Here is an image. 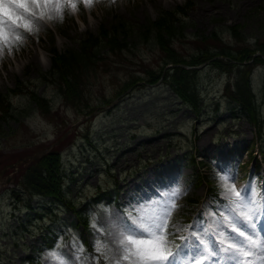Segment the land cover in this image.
I'll list each match as a JSON object with an SVG mask.
<instances>
[{
    "label": "rangeland",
    "instance_id": "374dc122",
    "mask_svg": "<svg viewBox=\"0 0 264 264\" xmlns=\"http://www.w3.org/2000/svg\"><path fill=\"white\" fill-rule=\"evenodd\" d=\"M63 2H75L76 10L68 6L63 10V20L41 21L44 25L39 23L38 31L25 35L22 45L14 47L11 54L5 50L0 58V92L9 95L10 102L21 111L13 112L14 116L1 124L4 133L0 134V169L16 156L31 153L37 145L55 141L64 124L83 120L63 104L56 88L40 77L51 67L52 49L77 50L79 40L87 33L98 34L101 27L112 30L126 23L131 30L126 37L123 64L111 66L112 76L97 69L85 94L96 106L95 111L61 139L62 145L58 144L62 149L64 197L86 212L90 226H83L64 202L56 204L40 195L14 194L15 185L10 182L14 172L6 169L0 178L1 264H56L51 252L63 253L71 261L76 242L88 255L98 257L94 242L111 239L108 232L123 223L120 214L159 200L162 194L176 188L181 191L176 200L181 207L175 210L173 220L187 227L199 219L207 226L209 213L215 217L217 212H227L217 194L210 197L209 185L198 181L200 173L217 183L218 171L229 169L235 172L238 186L246 181L264 184V163L257 173L253 172L258 149L254 148L256 154L249 158L247 166L252 175H245L239 166L246 162V147L253 141L264 148V64L255 65L251 75L261 114V135L257 137L259 131L247 115L230 114L222 95L228 75L209 63L198 67V93L203 106L197 114L181 104L168 85L160 81L139 83L110 107L104 108L106 104L102 103L115 95L126 76L144 75L139 61L147 66L159 65L153 39L144 37L140 30L163 10L191 3L184 16L185 37L177 44L182 53L194 52L195 38L212 31L218 32L228 46L235 47L229 25L238 27L245 44L259 47L257 43L264 42V0H92L91 7L84 0ZM105 50L102 46L104 55ZM21 83L48 97L51 118L45 117L26 94H12V88ZM6 175L10 181H6ZM108 191L112 193L109 197ZM97 196L101 198L95 202ZM191 198L199 199V204L192 206ZM190 213V221L185 220ZM46 234L55 238L49 244ZM92 264H99V260Z\"/></svg>",
    "mask_w": 264,
    "mask_h": 264
},
{
    "label": "trees",
    "instance_id": "16d2710c",
    "mask_svg": "<svg viewBox=\"0 0 264 264\" xmlns=\"http://www.w3.org/2000/svg\"><path fill=\"white\" fill-rule=\"evenodd\" d=\"M191 6L190 2L177 6L170 10L160 12L158 18L148 20L142 25L140 30L144 37H151L159 53V65L156 67L147 66L144 62L139 61L144 75L130 74L120 83L119 90L114 96L119 95L127 90L128 87L134 86L139 80L146 83L156 82L161 78L170 86L172 92L180 101L195 112L199 111L200 94L198 93V73L199 70L186 68L182 65H195L210 59V64L217 70H221L229 75L232 74V81L225 85L224 95L228 98L231 107H239V111H244L251 122L259 125L260 114L255 99V92L252 91L251 73L253 66L257 63H264L263 57L252 54L260 50L264 56V42L257 43L258 46L245 44V38L239 33L238 27L229 25L228 30L235 38V47L228 46L223 42L218 32L212 31L201 38H195L193 46L195 51L182 53L177 44L185 37L184 16L186 9ZM130 27L126 23H119L113 26L112 30L102 28L98 34L87 33L79 41V48L68 49L66 52H59L52 49L51 67L49 70L42 72L41 77L50 82L61 96L63 104L71 107L79 115L89 114L93 111L95 105L89 103V98L85 96L88 92L92 77L96 76L97 69H103L102 72L112 76L111 66H120L123 64L124 50L127 47L126 37L130 33ZM102 46L106 47L104 55ZM218 55L227 56L238 61H248L233 64L224 60ZM171 64V67L166 65ZM26 85H23L25 87ZM28 90V97L33 101L39 111L45 116L51 118L52 105L48 97L37 93L36 90L25 87ZM22 91V87L13 89ZM111 101V98H105L104 104ZM238 110V109H237ZM13 108L6 94L0 92V134L4 133L2 121L12 118ZM17 114L21 111L17 110ZM78 116V117H79ZM64 124L60 131L66 128ZM61 145V144H60ZM61 146L52 147L47 153L38 157L22 169L17 178V191L24 194H41L49 196L56 201H65L63 192V174L62 159L60 155ZM71 208L73 204L65 201ZM73 209V208H72ZM86 224V214L82 210H75Z\"/></svg>",
    "mask_w": 264,
    "mask_h": 264
},
{
    "label": "snow or ice",
    "instance_id": "6c2138e0",
    "mask_svg": "<svg viewBox=\"0 0 264 264\" xmlns=\"http://www.w3.org/2000/svg\"><path fill=\"white\" fill-rule=\"evenodd\" d=\"M84 3L92 6V0ZM68 6L77 8L63 0H0V58L5 50L11 54L22 45L25 35L38 31L41 21L63 20ZM215 179L227 214L209 213L207 226L199 219L187 227L173 220L181 207L176 188L120 214L123 223L108 232L111 239L94 242L98 257L88 255L78 242L71 261L60 252L49 255L56 264H92L97 259L99 264H264V184L246 181L238 186L235 172L223 168Z\"/></svg>",
    "mask_w": 264,
    "mask_h": 264
},
{
    "label": "water",
    "instance_id": "95a60500",
    "mask_svg": "<svg viewBox=\"0 0 264 264\" xmlns=\"http://www.w3.org/2000/svg\"><path fill=\"white\" fill-rule=\"evenodd\" d=\"M36 155H37V154H34V155L32 156V158L36 157ZM30 158H31V157H30ZM24 160H25V159H24Z\"/></svg>",
    "mask_w": 264,
    "mask_h": 264
},
{
    "label": "bare ground",
    "instance_id": "6f19581e",
    "mask_svg": "<svg viewBox=\"0 0 264 264\" xmlns=\"http://www.w3.org/2000/svg\"><path fill=\"white\" fill-rule=\"evenodd\" d=\"M54 11V10H53ZM41 24H42V22H40ZM42 25H44V23L42 24ZM0 82H2V80L0 79Z\"/></svg>",
    "mask_w": 264,
    "mask_h": 264
}]
</instances>
